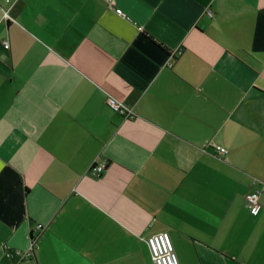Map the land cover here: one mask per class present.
I'll return each instance as SVG.
<instances>
[{
  "label": "crops",
  "instance_id": "crops-1",
  "mask_svg": "<svg viewBox=\"0 0 264 264\" xmlns=\"http://www.w3.org/2000/svg\"><path fill=\"white\" fill-rule=\"evenodd\" d=\"M116 5L0 0V264H264V0Z\"/></svg>",
  "mask_w": 264,
  "mask_h": 264
},
{
  "label": "built area",
  "instance_id": "built-area-1",
  "mask_svg": "<svg viewBox=\"0 0 264 264\" xmlns=\"http://www.w3.org/2000/svg\"><path fill=\"white\" fill-rule=\"evenodd\" d=\"M9 2L10 0H6ZM111 4L115 5L116 12L126 18H130L123 10L121 7H118L116 5L117 0H108ZM206 13L209 16H213L214 12L211 7H208L206 9ZM4 17L6 19H11L13 20L14 17L10 13L9 9H4ZM142 28V27H140ZM4 47L7 48L9 47V44L7 41H4L3 43ZM182 48H179L175 51V54L170 56V60L172 61V58L177 54L181 53ZM107 104L109 107H111L113 110L118 111L122 113L126 117H134L135 116V111L131 106H129L127 103L124 101L113 97V96H108L107 99ZM216 150L217 153L219 154H225L227 153L228 149L225 146L221 145H216ZM108 163L106 160H101V161H96L93 163L91 166L90 172L95 174V175H101L107 168ZM264 191V182H261V187L258 189H254L246 193L245 195V200H246V206L250 210L251 213L253 214H258L260 209H261V203H260V194ZM40 228V227H38ZM38 236L39 234L31 236L30 239V245L26 251L27 256H32L38 247ZM147 243L151 251V256L155 264H181L177 251L175 249V245L173 242V238L170 234L169 231H160L153 233L149 235L147 238Z\"/></svg>",
  "mask_w": 264,
  "mask_h": 264
}]
</instances>
